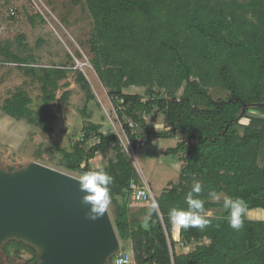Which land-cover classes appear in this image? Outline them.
<instances>
[{"label": "trees", "instance_id": "16d2710c", "mask_svg": "<svg viewBox=\"0 0 264 264\" xmlns=\"http://www.w3.org/2000/svg\"><path fill=\"white\" fill-rule=\"evenodd\" d=\"M77 6L92 19L90 64L108 90L130 146L136 149L139 140L181 138L166 154L179 156L182 167L179 183L158 198L160 214H153L147 226L141 219L150 201L137 213L128 206L132 185L141 184L117 134L103 133L102 125L89 122L71 151L58 149L60 168L80 176L101 168L92 164L98 155L112 153L102 167L113 177V223L119 239L132 242L139 264H264V219L243 216V227L233 230L224 219L223 199L208 196L210 190L238 196L246 212L264 211V117L250 114L264 115V0H70V9ZM62 21L68 25V16L63 14ZM25 40L18 37L13 50L12 43L0 39V61L17 64L40 82L42 106L32 109L29 93L18 89L3 111L52 137V104L72 68L39 67L35 57L25 55ZM75 81L87 103L95 102L83 73L77 71ZM132 88L142 92L126 93ZM70 94L65 91L62 102ZM86 108L83 115L90 118ZM156 114L164 117L162 131L147 123V116ZM245 118L248 124L241 123ZM196 181L211 223L203 230L180 228L176 241L168 212L187 209L184 197ZM209 211L217 215L208 216ZM180 243L190 251L176 253ZM12 245L31 254L27 264L37 262L35 250L17 242L5 247L8 257L14 254Z\"/></svg>", "mask_w": 264, "mask_h": 264}, {"label": "rangeland", "instance_id": "374dc122", "mask_svg": "<svg viewBox=\"0 0 264 264\" xmlns=\"http://www.w3.org/2000/svg\"><path fill=\"white\" fill-rule=\"evenodd\" d=\"M13 12L16 13L15 16L12 15ZM63 14L68 16V25L62 21ZM92 32L93 22L90 14L81 6L70 9V0H0L1 41L4 43L9 41L12 43L13 50H16L18 37L24 36L25 44L28 46L25 55L35 57L39 67L68 65L72 68L68 79L60 82L61 88L57 92L56 101L52 104L55 131L50 137L26 121L12 119L4 113L3 106L6 100L18 89L29 93L32 99V109L40 108L42 106V85L20 71L17 64L0 61V166L15 170L31 162H37L63 171L59 166L61 155L57 152L58 149L71 151L72 145L82 140L84 126L91 122L102 125L103 133H115L120 137L124 148L131 156L141 186L150 190L152 198L158 201L163 193L172 188V184L179 183L181 159L177 155L166 154V151L176 147L181 138H161L148 144H145L144 140H139L136 149L130 146L108 90L90 64L92 56L88 40ZM77 71L83 73L90 83L96 96L95 102L87 103L84 90L75 81ZM67 83L68 87H66ZM65 91H71L67 103L62 102ZM140 92L142 91L137 88L126 91L129 94ZM212 95L220 97L215 91ZM85 107H87L88 115H91L90 118L83 115L82 111ZM250 114L264 117L263 113L256 110H251ZM146 119L148 124L155 126L156 131H162L165 128L164 117L160 114L147 116ZM241 123L248 124L249 119H242ZM136 130L142 133L140 128L136 127ZM93 143L94 141L91 142ZM111 156V152L98 155L92 164L95 168L102 167L107 164ZM73 176L79 178L76 174ZM222 199L223 197L220 200ZM128 206L132 209L131 212L137 213L142 205L130 203ZM217 210L222 213L223 209L214 211ZM113 211L111 204L109 213L112 221H114ZM214 211L207 212V215H217ZM244 216L248 219L261 220L264 219V211H248ZM141 222L147 226L145 219H141ZM174 235L176 234L172 236ZM179 238L177 236L178 240ZM8 244L4 246V251ZM120 244L123 252L133 251L131 241L120 240ZM9 249L14 252L12 257L18 259L16 262L26 263L32 257L27 250L14 245ZM189 249L181 243L175 247L176 253L179 254L187 253Z\"/></svg>", "mask_w": 264, "mask_h": 264}, {"label": "water", "instance_id": "95a60500", "mask_svg": "<svg viewBox=\"0 0 264 264\" xmlns=\"http://www.w3.org/2000/svg\"><path fill=\"white\" fill-rule=\"evenodd\" d=\"M78 180L37 162L0 166V264L10 242L34 249V264H110L121 249L114 223L109 210L96 221L86 218Z\"/></svg>", "mask_w": 264, "mask_h": 264}, {"label": "clouds", "instance_id": "9594fccd", "mask_svg": "<svg viewBox=\"0 0 264 264\" xmlns=\"http://www.w3.org/2000/svg\"><path fill=\"white\" fill-rule=\"evenodd\" d=\"M78 183L79 191L83 193L81 203L88 209L86 218L91 221L103 218L112 204L110 186L113 183V177L105 168L101 167L97 170L83 171L79 176ZM202 191L201 183L196 181L184 197L187 209L173 207L169 210V221L174 228H198L203 230L209 226L211 221L204 214L205 200L199 198ZM208 196L215 201H219L223 197V208L227 210V215L224 219L231 229L239 231L243 227L242 217L247 209L243 198L234 197L226 193H217L215 190H210ZM153 214H160L159 202L154 198L150 200V207L144 218L145 222ZM117 264H127V260L119 259Z\"/></svg>", "mask_w": 264, "mask_h": 264}, {"label": "built area", "instance_id": "2783aa9c", "mask_svg": "<svg viewBox=\"0 0 264 264\" xmlns=\"http://www.w3.org/2000/svg\"><path fill=\"white\" fill-rule=\"evenodd\" d=\"M131 189V203L134 205L147 204L152 198L151 191L147 190L145 187L133 184ZM141 193H143V195H141ZM122 258L127 260V264H139L135 259L133 251L123 252L121 249L111 258V261L113 264H117L118 260Z\"/></svg>", "mask_w": 264, "mask_h": 264}, {"label": "flooded vegetation", "instance_id": "af4514ba", "mask_svg": "<svg viewBox=\"0 0 264 264\" xmlns=\"http://www.w3.org/2000/svg\"><path fill=\"white\" fill-rule=\"evenodd\" d=\"M3 258H4V260H5V262H6V264H11V263H15L16 262V260L18 261V259H15V258H13V257H8L7 255H6V253H5V251H4V248H3ZM24 264H27V262L25 263V262H23Z\"/></svg>", "mask_w": 264, "mask_h": 264}, {"label": "crops", "instance_id": "0c3cea01", "mask_svg": "<svg viewBox=\"0 0 264 264\" xmlns=\"http://www.w3.org/2000/svg\"><path fill=\"white\" fill-rule=\"evenodd\" d=\"M179 229H180V228H174V227H173V232H172V234H176V235L179 237ZM176 230H177V232H176ZM175 232H176V233H175ZM176 235H174L173 237H174L175 240H178Z\"/></svg>", "mask_w": 264, "mask_h": 264}]
</instances>
